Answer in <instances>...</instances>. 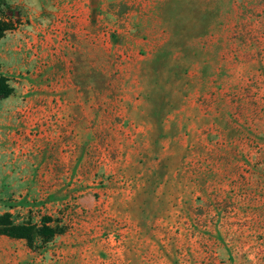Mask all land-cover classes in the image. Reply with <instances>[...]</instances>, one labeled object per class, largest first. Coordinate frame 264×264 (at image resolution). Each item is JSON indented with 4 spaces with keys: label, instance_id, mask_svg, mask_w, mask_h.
I'll list each match as a JSON object with an SVG mask.
<instances>
[{
    "label": "rangeland",
    "instance_id": "374dc122",
    "mask_svg": "<svg viewBox=\"0 0 264 264\" xmlns=\"http://www.w3.org/2000/svg\"><path fill=\"white\" fill-rule=\"evenodd\" d=\"M0 21V264H264V0Z\"/></svg>",
    "mask_w": 264,
    "mask_h": 264
},
{
    "label": "trees",
    "instance_id": "16d2710c",
    "mask_svg": "<svg viewBox=\"0 0 264 264\" xmlns=\"http://www.w3.org/2000/svg\"><path fill=\"white\" fill-rule=\"evenodd\" d=\"M11 26L7 25L5 22L0 21V39L3 37L6 31L11 30ZM13 89L7 84V80L0 77V98H6L10 96ZM1 234L8 235L15 238H26L28 239V234L25 232L24 228L10 227L7 230H2Z\"/></svg>",
    "mask_w": 264,
    "mask_h": 264
}]
</instances>
